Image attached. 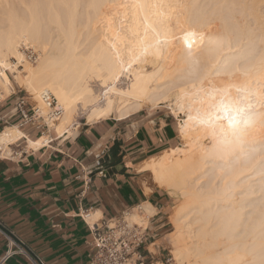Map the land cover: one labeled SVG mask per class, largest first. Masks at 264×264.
<instances>
[{"label": "bare ground", "instance_id": "bare-ground-1", "mask_svg": "<svg viewBox=\"0 0 264 264\" xmlns=\"http://www.w3.org/2000/svg\"><path fill=\"white\" fill-rule=\"evenodd\" d=\"M20 3L24 10H10L0 29V82L11 86L9 71L31 94L52 92L64 111L49 127L60 136L76 133L79 116L94 122L170 103L184 116L179 129L189 152L173 159L167 150L140 170H152L157 186L184 201L171 221L192 241L173 240L176 258L264 264V0ZM23 42L40 48L36 65L24 63ZM224 108L244 117L230 126ZM21 137L16 127L2 132L1 153ZM50 138H29L28 147ZM141 207L131 215L157 211Z\"/></svg>", "mask_w": 264, "mask_h": 264}, {"label": "crops", "instance_id": "crops-1", "mask_svg": "<svg viewBox=\"0 0 264 264\" xmlns=\"http://www.w3.org/2000/svg\"><path fill=\"white\" fill-rule=\"evenodd\" d=\"M8 89L0 82V134L16 127L23 137L9 144V152L2 154L0 149V226L47 264H89L93 242L89 223L94 222L87 216L107 220L150 203L157 211L148 231L149 249L157 245L170 229L174 196L159 186L147 190L140 167L176 146V116L143 108L124 117L81 121L74 135L60 136L24 123L17 102L25 94L17 87L9 93ZM31 104L28 100L29 112ZM42 135H49V142L28 147L29 138ZM8 241L0 231V259ZM150 251L149 258L154 256ZM3 264L31 262L17 253Z\"/></svg>", "mask_w": 264, "mask_h": 264}, {"label": "built area", "instance_id": "built-area-1", "mask_svg": "<svg viewBox=\"0 0 264 264\" xmlns=\"http://www.w3.org/2000/svg\"><path fill=\"white\" fill-rule=\"evenodd\" d=\"M26 55L30 60H36L37 50L29 43H25ZM29 97L23 95L17 102V110L23 116L24 123L36 124L40 128L49 129V121H57L63 114V107L56 99L55 95L50 91H44L40 95L43 107L38 101L31 104L32 112L26 109ZM46 112L43 113V109ZM76 128L80 127V123H75ZM142 210L141 205L127 210L120 216H116L107 220H96L89 223V227L93 233V242L91 250L88 253L89 264H127L134 262L136 264H147L150 249L148 231L150 230L151 217L148 222L134 221L131 218L133 210ZM87 216L88 213L86 212ZM0 231L7 235L9 244L4 255L0 259V264L5 263L11 256L22 253L27 256L31 264H47V262L38 254L24 246L20 241L13 238L1 226ZM163 264H175L174 258H167Z\"/></svg>", "mask_w": 264, "mask_h": 264}, {"label": "rangeland", "instance_id": "rangeland-1", "mask_svg": "<svg viewBox=\"0 0 264 264\" xmlns=\"http://www.w3.org/2000/svg\"><path fill=\"white\" fill-rule=\"evenodd\" d=\"M20 1L21 0H0V29H2V28H6V24H8L6 21H8L7 19V17H8V15H9V12H10V10L11 11H13V9H14V11H17V12H20V10L23 8V10H24V7H23V4H21L20 3ZM83 4V3H82ZM84 5V4H83ZM83 5H81L80 4V6H79V8H81ZM15 6V7H14ZM83 8V7H82ZM81 8V10H83ZM84 12V11H83ZM22 13V12H21ZM86 14L84 13V15H83V13H82V15L81 16H85ZM80 16V18H82V19H78L79 21V24H80V21L83 23L84 21H85V19H83L84 17H81ZM79 17V16H78ZM7 18V19H6ZM78 24V23H77ZM79 24H78V26H79ZM81 25V24H80ZM46 26H47V24H46ZM53 26V27H52ZM54 26L55 25H50V29H48L49 28V24H48V27H46L47 28V30H50L49 32H52V33H48L49 35L51 34V35H53L54 33H53V31H51V30H54V29H52V28H54ZM49 37H51V36H49ZM32 46L33 45H36V44H31ZM20 50L25 54V56H26V61L24 62L25 64H26V62L27 63H30L31 65H36L37 63H38V59H39V47L36 45V47H34L36 50H37V58H36V60H30V59H28V57H27V55H26V47H25V42H23L21 45H20ZM12 60V62H17L14 58H12L11 59ZM25 65L23 64V66H21L20 67V70H21V74L22 75H25L26 74V72H24L23 71V68H25L24 67ZM8 74H9V76H10V78H11V80H12V84H13V87L10 89V90H8V93L14 88V87H17L18 89H21L22 90V92H23V94H25V95H27L28 97H29V101L30 102H32V103H34L35 101H38L39 103H40V106H41V100H40V96H37V95H35V94H31L30 92H29V90L27 91V88L26 87H22V85L20 86V84L16 81V79H15V77H14V74L13 73H11V72H9L8 71ZM97 82H93V84H94V88L96 89V91H97V93L98 94H100L101 93V91L104 89L103 87H101V86H99L98 85V83L96 84ZM100 91V92H99ZM165 104V105H164ZM164 104H161L160 106H157V107H153V108H159V109H161V110H164V111H166V112H169V113H172V114H174V116H176V118H177V122H178V126H179V128H180V125H179V123L181 122V120L184 118V116L183 115H180L178 112L176 113V111L174 112V111H172L173 109L171 108V107H169L170 105V103H164ZM166 105H168V106H166ZM143 108H148V109H150L151 107H143ZM142 108V109H143ZM46 112V109L44 108V110H43V113H45ZM83 115V114H82ZM116 115V114H115ZM114 115V116H115ZM117 116V115H116ZM119 117V116H118ZM86 120V115H83L82 117L81 116H79L78 117V123H80L81 121H85ZM55 122H59V120L58 121H55ZM54 122V123H55ZM77 123V124H78ZM47 129V128H46ZM49 129H50V131L51 132H55V129H54V127L52 126V127H49ZM77 132V131H76ZM56 134V133H55ZM179 135H180V129H179ZM184 141H182V138H181V135L180 136H178V142L176 143V148L175 147H172V148H170V149H168V151H170V154L172 155V158L174 159V158H181V157H183L185 154H186V152H189V151H185L186 150V148H188V149H190L189 147V144L187 145V143H183ZM184 145V146H183ZM188 147H187V146ZM183 147H184V149H183ZM175 148V151L173 150ZM187 149V150H188ZM177 150H178V152H177ZM184 150V151H183ZM167 150H165V151H163L162 153L163 154H168L169 152H168ZM173 151V152H172ZM176 153V154H175ZM182 156H181V155ZM161 155V153L160 154H158V155H156V156H154L153 157V160L156 158H158L159 156ZM181 156V157H180ZM152 159H148L147 161H151ZM147 161H145L144 162V164L145 163H147ZM143 164V165H144ZM152 170H147V171H144V185H145V187H146V189L148 190L149 188H148V186H157L154 182H153V179H152V177H153V175H152ZM154 173V172H153ZM205 178H207V177H205ZM204 179V178H203ZM173 195V194H172ZM174 196V203H173V205H172V207L169 209L170 210V212H169V221H170V223H171V226H170V229L168 230V232H167V234H164L163 236H162V238H161V240L159 241V242H156V244L157 245H153V246H151L150 247V249L152 250V252H153V254H154V256H151L150 257V260L149 261H151V263L150 264H152V263H154V264H163V262L167 259V258H169V257H173L174 258V262H175V264H188V263H190L189 261L190 260H192V256H189V258H185L183 261H182V263H181V261H179L177 258H176V256H175V252H174V250L176 249L174 246H175V241H173V240H177L178 238H179V245H185L188 241V243H190L191 241H192V239L191 240H189V238L187 237L189 234L187 233V232H184L185 230H183V229H185V228H181V230H183V233L185 234H179V232L181 231V230H179L177 227H176V225L171 221L172 219V217H171V215L173 216V213L174 212H176V211H178L179 210V208L183 205V199L181 198V197H179V196H175V195H173ZM182 199V200H181ZM181 203H182V205H181ZM180 206V207H179ZM177 207H179L178 209H177ZM177 209V210H176ZM176 210V211H175ZM136 211V210H135ZM137 212V211H136ZM133 213V212H132ZM143 214V213H142ZM141 213H140V216H133V215H131V218L134 220V221H138V222H141L142 220H144L145 221V223H147L148 222V218H146V215L144 214V215H142ZM155 213L154 212H152V214L150 213H148V215L149 216H152V215H154ZM152 219V218H151ZM151 226V225H150ZM177 230V231H176ZM182 232V231H181ZM180 232V233H181ZM170 233V234H169ZM169 234V235H168ZM188 234V235H187ZM181 235V236H180ZM184 235V236H183ZM180 237H181V239H180ZM183 237H184V239H183ZM221 238V237H220ZM172 239V240H171ZM173 241V242H172ZM180 241H181V243H180ZM158 245H160L161 246V249L159 250V248L158 247H156V246H158ZM177 245V244H176ZM154 247V248H153Z\"/></svg>", "mask_w": 264, "mask_h": 264}, {"label": "snow or ice", "instance_id": "snow-or-ice-1", "mask_svg": "<svg viewBox=\"0 0 264 264\" xmlns=\"http://www.w3.org/2000/svg\"><path fill=\"white\" fill-rule=\"evenodd\" d=\"M224 112L227 113L226 119L228 121V124L230 126H235L236 124L239 123V118H243L244 117V113L242 109H235V110H230L228 108H224ZM235 112V115H233L232 113Z\"/></svg>", "mask_w": 264, "mask_h": 264}, {"label": "trees", "instance_id": "trees-1", "mask_svg": "<svg viewBox=\"0 0 264 264\" xmlns=\"http://www.w3.org/2000/svg\"><path fill=\"white\" fill-rule=\"evenodd\" d=\"M150 260V258H148V260H147V264H150L151 263V261H149Z\"/></svg>", "mask_w": 264, "mask_h": 264}]
</instances>
